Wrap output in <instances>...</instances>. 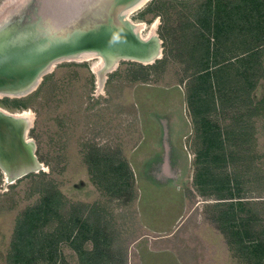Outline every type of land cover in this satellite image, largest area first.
<instances>
[{"label": "rangeland", "instance_id": "rangeland-1", "mask_svg": "<svg viewBox=\"0 0 264 264\" xmlns=\"http://www.w3.org/2000/svg\"><path fill=\"white\" fill-rule=\"evenodd\" d=\"M17 1L0 0V19ZM205 1L148 0L128 15L142 38L153 37L159 44V58L151 64L120 61L100 78L103 60L90 54L55 63L26 96H0V110L30 113L27 138L41 165L10 181L0 168V264H7L17 217L38 205L39 191L47 184L51 193L54 188L60 192L57 211L63 221L73 214L99 222L109 264H142L143 249L150 247L139 243L144 236L156 240L152 250L162 245L183 264H264V111L236 112L230 107L214 111L205 124L195 121L191 91L197 82L183 61L187 56L177 39L173 47L169 41L164 44L171 26L179 28L181 41L202 40L199 18ZM259 51L238 50L233 61L249 76L244 82L253 84L256 77L255 101L264 97V54L260 57ZM135 76L137 80L131 81ZM17 101L24 107L13 108L11 103ZM152 113L160 117L153 119ZM172 115L185 134L177 190L184 196L186 212L166 235L153 234V219L164 216L163 208L167 207L169 218L174 211L168 208L172 195L140 182L138 169L143 167V154L152 152L157 122L169 123ZM209 131H220L221 137H205ZM93 157L104 158L116 169V179L122 177L123 185L96 177L88 163ZM209 180L217 182L207 184ZM91 248L85 242V249ZM59 255L65 264H80L66 244L60 246Z\"/></svg>", "mask_w": 264, "mask_h": 264}, {"label": "trees", "instance_id": "trees-1", "mask_svg": "<svg viewBox=\"0 0 264 264\" xmlns=\"http://www.w3.org/2000/svg\"><path fill=\"white\" fill-rule=\"evenodd\" d=\"M202 14L203 17L199 18L204 27L201 41L194 44L187 42L186 38L181 41L176 26H171L167 36H163L164 44L169 41L172 47L178 40V47L184 49L187 56L183 61L188 63L193 81L197 82L190 90L197 107V110L193 109L195 121L205 124V119L214 111L230 107L236 112L243 108L247 109L246 113L264 111V97L258 101L252 98L256 77H251L253 84L244 82L249 76H244L233 63L237 60L238 50L249 53L260 48L259 56L264 54V0H206ZM168 16L171 19L172 14ZM51 77L43 79L40 90ZM136 80V76L131 78V81ZM22 104L17 101L11 106L19 109L24 107ZM204 136L219 137L220 131L204 132ZM88 163L91 172L102 178L103 183L118 181L123 185L124 182H119L122 177L116 179L118 172L104 158L93 157ZM210 182L215 184L217 181L209 180L207 184ZM226 182L230 184L228 180ZM50 189L49 184L43 186L39 191L38 205L27 208L17 217L7 264H65L59 255L63 244L76 252L80 264H109L106 237L99 222L89 223L73 214L69 220L63 221L57 211L60 192L54 188L51 193ZM85 242L92 245L90 250L85 249Z\"/></svg>", "mask_w": 264, "mask_h": 264}, {"label": "water", "instance_id": "water-1", "mask_svg": "<svg viewBox=\"0 0 264 264\" xmlns=\"http://www.w3.org/2000/svg\"><path fill=\"white\" fill-rule=\"evenodd\" d=\"M140 1L18 0L0 19V91L30 90L55 63L88 54L103 60L100 78L120 61L151 64L159 57V44L153 37L143 39L127 18ZM28 128L20 114L0 111V168L5 174L34 172L35 149L23 144Z\"/></svg>", "mask_w": 264, "mask_h": 264}, {"label": "crops", "instance_id": "crops-1", "mask_svg": "<svg viewBox=\"0 0 264 264\" xmlns=\"http://www.w3.org/2000/svg\"><path fill=\"white\" fill-rule=\"evenodd\" d=\"M151 117L153 119H158L160 116L152 113ZM156 119L155 121L157 122ZM177 120L179 119L172 115V118H169V123L166 122L163 124V121L157 122L160 127L157 129V136H155L153 141L152 152L146 155L143 154V167L138 169L140 182H149L152 184L150 188L153 189L154 187L157 191L163 192L162 195H172L168 208L170 211L173 209L174 211L169 218L167 217V207L165 206L163 208L164 216H156L153 219L152 223L156 225L155 227L152 224L155 227V229L150 230L153 234L163 233V235H166L168 231L170 232V229H173L175 227L174 225L180 221L183 213L186 212L183 200L184 196L177 190L180 180L182 179V167L184 166V161H182L183 153H181V140L185 136L183 132H179V122ZM155 197L157 196L153 195V198ZM146 211H148V208L145 210V213H147ZM147 227H149V225ZM168 238L169 237L165 239ZM165 239L163 238L161 240ZM155 241L156 240L150 237L144 236L139 243L144 242V246L147 245L150 246L148 248H151L155 246ZM140 246L142 245L140 244ZM159 247L162 249L158 251H156V249L152 250V248L149 250L147 247H144L141 254L143 255V260L141 259L142 264H180V261L181 264H183V260L177 257V255H174L173 251L168 248H163L162 245Z\"/></svg>", "mask_w": 264, "mask_h": 264}, {"label": "bare ground", "instance_id": "bare-ground-1", "mask_svg": "<svg viewBox=\"0 0 264 264\" xmlns=\"http://www.w3.org/2000/svg\"><path fill=\"white\" fill-rule=\"evenodd\" d=\"M11 1V0H10ZM148 0H141L140 2H139V4H137L133 9H131V10H129L128 11V14H130L131 12H133V11H135V9H139V8H141L146 2H147ZM9 3V2H8ZM154 23V22H153ZM155 26H156V24H154L153 25V28L152 29H154L155 28ZM139 28H140V30H141V32L143 31V25L141 26H139ZM142 34V33H141ZM5 35H7V34H4L3 36H5ZM143 39H145V40H148L149 39V37H148V39L147 38H143ZM156 42V41H155ZM157 43V42H156ZM157 45H158V43H157ZM160 50V49H159ZM90 54H88V55H86V56H89ZM158 55H160V52H159V54ZM86 56H84V57H86ZM159 58V57H158ZM78 60V59H77ZM149 63H153V61H150ZM146 64V63H145ZM40 79V78H39ZM38 80V79H37ZM32 89H33V87L32 88H30V90L28 89V90H26V91H23L22 93H17V94H7V95H5V94H3L1 91H0V96H13V97H20L22 94H24V93H26V92H28L27 93V95L32 91ZM24 95H26V94H24ZM23 97V96H22ZM0 111H2V110H0ZM2 112H4V111H2ZM6 113V112H5ZM20 114V117L21 118H23V119H25V120H27L28 118H30L29 120V122H28V130L30 129V124H31V115H30V113L29 112H27V111H23L22 113H19ZM25 117V118H24ZM28 121V120H27ZM23 144L26 146V147H28L29 146V144H31V141L30 140H28V138H27V133L26 134H24V136H23ZM38 162V161H37ZM28 165H29V162L28 163H25V165L22 167V173L24 172V170H26V168H28ZM34 165V169L33 170H31V171H36L37 169H39L40 167H41V165H40V163L38 162V163H35V164H33ZM21 175V172H16V173H14V172H6V177H7V180L8 181H10V180H12V178H16V177H18V176H20Z\"/></svg>", "mask_w": 264, "mask_h": 264}, {"label": "snow or ice", "instance_id": "snow-or-ice-1", "mask_svg": "<svg viewBox=\"0 0 264 264\" xmlns=\"http://www.w3.org/2000/svg\"><path fill=\"white\" fill-rule=\"evenodd\" d=\"M49 6H51V5H49Z\"/></svg>", "mask_w": 264, "mask_h": 264}]
</instances>
